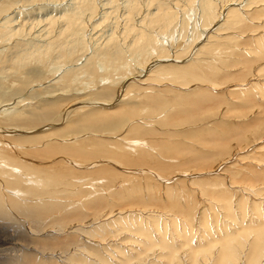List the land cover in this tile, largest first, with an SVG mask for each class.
Returning <instances> with one entry per match:
<instances>
[{
  "label": "rangeland",
  "instance_id": "374dc122",
  "mask_svg": "<svg viewBox=\"0 0 264 264\" xmlns=\"http://www.w3.org/2000/svg\"><path fill=\"white\" fill-rule=\"evenodd\" d=\"M78 1L80 0H0V6L7 3L4 13L0 14V29H2V31L0 30L1 140L14 145L28 140V145L32 147L29 146L27 149H31V152L36 153L39 159L48 160L47 163L46 161L38 163L39 165L48 167L52 174H60V171L67 174L66 178L77 184L75 188L79 186L82 188L81 191H77L78 193L73 191L72 195L67 190H56L58 192L53 193L55 201L49 199L53 203L58 202L59 205H66V209L70 208L67 211L70 215H73L72 227L82 230H78V233L73 232L71 234L73 237L66 241H63L61 235L54 236L55 238L52 237L60 243L57 244L61 247L60 250H72V252H75V257L78 255L76 257L78 262L81 260L79 255L83 257L87 253L85 249L89 248L88 252L90 251V253L87 254V261L90 260V264H103L99 256L107 252L108 258L112 259V255H114L112 248L115 246L117 249H121V239L135 235L127 231L129 232L126 234L127 237L125 234V237H122L126 231L120 232V230H117L120 226L119 222L104 227L105 230L99 227L101 224L113 220L116 216H124L129 212L133 214L135 211H138L135 214L138 215L139 213L140 218L142 217L144 220L148 218L146 221H151L152 217H149V213H156V218L163 217L169 223L167 228L169 240L167 238V242L170 246H172L171 243L176 246L175 255L178 257L181 255L180 260L183 264V259L187 258L186 255L189 251L188 245L193 246L205 241V236L209 234L213 236L222 235L221 233L218 234L219 229L216 222L219 228L225 225L223 222H227L225 226L228 230L232 228L230 230L233 232L240 226V221H244L246 224H249L251 219L256 221L253 224L260 222L262 219L264 221V203H262L264 202V93L262 91L264 90L262 89L264 84L261 85L264 83V67L261 66L264 62V51H262L258 42L260 37H263L261 35L264 34V14L258 16L259 18L251 15L250 24L235 31H229L228 34L235 35L236 38L239 37L236 39V43L234 45L220 44L217 51H215L216 53L213 54V58H216L214 62H219L222 59L231 60L235 57L241 59V62L229 66L226 68L227 70H224L225 72L221 70L217 73V77H213V81L220 80L219 82L223 83L220 84L222 88L220 86L216 87L212 83L210 85V82H203L204 84L201 85L204 87L202 86L200 90H197L192 84L185 86L171 79L159 83L157 81L159 75L155 79L148 78L149 69L155 68V66L156 68L160 65H164V67L185 66L192 61L196 49L205 41L204 36L206 33L209 34V30H204L201 39L197 41L198 45L193 49L191 48L186 56L177 59L174 57L177 50L185 47V43H190L191 36L194 34L192 33L194 32L192 29L195 13L193 8L184 12L181 8H175L178 11V19L183 18L184 15L189 18L187 20L190 25H187L185 29L186 35L183 32H177L178 29H174L175 31L162 34L159 38L160 46L166 47L169 54L163 57L157 56L154 58L155 60L137 68L134 67L136 63L133 60L130 63L132 67H129L127 72L126 70L119 71L124 72L123 74L115 72L108 73V75L107 72L104 73L105 67L103 68V66L105 65L96 62L94 70L95 73L98 71L96 73L98 76L92 78L85 65L87 64V58L93 54L102 40L111 34L115 26L119 25L120 27L124 22L123 19L126 15L124 12L128 0H115V11H113V3L110 4V0H93L96 5L94 17L83 16V19L88 22V28L83 30V37L80 36L81 39L79 40V43L84 44L83 52L79 50L82 44L79 47L75 46V49L72 50L73 52L76 51L75 53L78 55L73 56L72 54L73 57L68 59L63 56L62 49L58 50L60 47H56L51 53L49 52L48 57L37 60L36 53L47 48V33L43 28L47 19L52 16H60L66 11L69 13L74 12L79 6ZM244 2L246 0L239 1L241 5L236 2L228 3L224 12L232 6L242 8ZM111 12L112 14H110ZM105 16L110 17L97 26ZM221 16L215 22L216 25L213 30L223 22V16ZM252 17L254 18L252 19ZM252 22L254 23L252 24ZM18 27H23L25 32L16 35L14 30ZM10 28L15 29L11 30ZM226 33L227 31L218 34L222 37L227 35ZM182 35L184 36L182 37ZM257 36H259V39ZM253 49L257 52L255 53ZM199 56L206 57L203 54ZM20 63H23L21 68L19 67ZM258 66L262 70H258ZM101 68L102 72L100 71ZM210 70L212 69H209V72ZM69 72H73L72 79L74 81L71 79L65 86L62 83L65 81H63V77L67 78ZM259 72L263 75H259ZM101 74L108 78H104ZM253 82L256 84V87H254L256 90L250 89L253 93L246 98L243 93L239 94L238 91L234 93L235 90H231L234 86L237 89L238 85V88L249 87V84ZM127 84H131L130 87L127 88ZM64 86L65 88L68 87L67 90L63 89ZM190 87L192 88L190 89ZM257 89L261 92H257ZM19 98H22L23 101H20ZM120 98L121 101H119ZM99 101H103L104 104ZM119 103L122 105L121 107ZM149 104L156 108L151 107L148 110L147 106ZM74 111L75 113H73ZM2 112L5 113L2 114ZM63 122L66 123L63 125ZM127 123H130V125H126ZM134 125L141 126L140 130L135 129L132 131L131 127ZM44 128L51 129L41 131ZM83 132L97 133L98 138L91 136L88 138H96L100 140L99 142H104L100 144L104 147L103 150L97 151L98 148L97 150L84 151L82 149L84 143L69 144V142L63 140L67 135H77ZM109 137L111 138L109 139ZM34 138H37V140H34ZM46 138L59 139L60 141L57 140L54 143L49 141L48 144L57 142L59 147H62V152L48 153L44 149L46 145L43 146ZM143 139L147 140L150 147L139 150L129 145L136 140ZM84 142L90 141L85 140ZM123 145H125V148ZM64 158H67L71 163L74 162L73 165ZM108 159L110 161L105 163L104 160ZM114 161H118L119 164ZM96 162L105 164L97 169L90 168L86 170V167L84 169L78 167L81 163H87L91 167ZM67 163L70 167H67ZM58 167L59 169H57ZM63 167L67 170L66 172H63ZM56 170L60 171L57 172ZM90 178L98 179V181L95 179L97 185H94V189L87 184ZM258 191L260 196L256 195ZM86 193L91 195L87 196ZM220 193L222 197L224 195V198L220 199ZM226 193H229V195ZM240 197H244L243 199L246 200L242 199L243 204L238 203L241 200ZM225 198H227V202H224ZM41 199H44V197H41ZM260 199H263V201L261 200V202ZM45 200L47 199L45 198L42 202H48ZM251 201L259 203V207L253 206V203L251 205ZM28 202H33V200ZM240 204L243 206H240L242 209L239 208ZM222 205L225 208H232V210L228 209L227 211ZM229 205L231 207H228ZM234 206H237V209ZM215 209H218V212ZM224 210L227 211L228 215ZM258 212H261L262 215ZM255 213L257 214L255 215ZM224 214L226 215L224 217L225 221L222 218ZM234 216L235 219L232 220ZM163 218L159 220L164 222ZM172 218L175 221L177 220V225L172 224ZM183 219L187 221L188 227H191L190 230H193L192 236L194 237L190 242L191 244L188 245L183 243L185 240L183 239L185 236L183 233L187 234L190 230L183 231V225L187 224ZM207 220V226L205 224L206 227H204V222ZM63 222L61 224H65L67 220ZM233 222L236 223L233 224ZM152 223L150 222L146 232H152L153 238L157 239L160 231L156 230ZM235 224L238 227H234ZM8 227L10 226L0 225V236L14 238L13 245H17V248L14 252L11 248L12 242L0 240V255L2 257H0V264H17L21 252L29 247L25 242H20V236L17 237L16 242L14 232L7 229ZM25 228L24 226V230H27ZM90 228L92 231L89 230ZM19 230L23 232V227ZM14 231H16L15 228ZM84 232L87 234L90 232V235L88 236ZM94 232L97 235H94ZM103 236L104 239L100 240L99 237ZM29 240L28 238L25 239L27 243ZM209 240L213 241L211 237ZM49 242L52 243L46 241V244L50 245ZM108 244L112 245L111 248ZM65 245L70 246V248L63 247ZM31 246H33L32 242ZM105 246L106 248H104ZM44 248H51V246H44ZM156 248L153 247L148 251L147 260L149 262L153 260L158 252H162ZM47 250L45 255L49 257L63 255L59 250H56V252L59 251L56 255L54 250ZM79 250L80 252H78ZM109 254H111L110 257ZM37 256L33 255L31 257V255H28L26 264L33 259L35 260ZM54 260H44L43 263L55 264ZM61 260L62 257L60 256L59 263H61ZM77 262L74 264H81Z\"/></svg>",
  "mask_w": 264,
  "mask_h": 264
},
{
  "label": "bare ground",
  "instance_id": "6f19581e",
  "mask_svg": "<svg viewBox=\"0 0 264 264\" xmlns=\"http://www.w3.org/2000/svg\"><path fill=\"white\" fill-rule=\"evenodd\" d=\"M114 1L115 0H110V4L113 3V5H112V8H114L113 11H115V9H116ZM239 1H241V0H128L127 5H126V9L124 12L126 14L124 16V19H123L124 22H122V25H120V27H119V25L115 26L114 29H112L113 31L111 32L110 35H108L107 37L105 36L106 38L102 40V42L98 45L96 50L94 49L95 51L93 52V54L87 58V62H86L87 64L85 65L86 67L85 66L84 67L92 75V78H93L95 76H98L96 74L98 71L95 73V70H94V67L96 68V66H95L97 64L96 62H101L103 65H105V66H103V68L105 67L104 73L107 72V74L108 73H115V72H119V71H124V70H126V72H127L128 68L132 67V65H130V63L133 60H135V63H136V66H134V67L137 68L139 66H145L147 63H149V61L155 60L154 58H156L157 56L163 57V56L169 54L166 47L160 46L159 38H161L162 34H167L170 31H175L174 29H178L177 32H183L184 35H186L185 29H186L187 25L188 26L190 25L188 20H187L189 18H186L184 15L183 18L178 19V13H177L178 11L175 8H177V7L181 8L183 12L193 8V11L195 13L193 15L194 21H193V29H192V31H194V32H192V33H194V34H192V36H191L190 43L189 42L185 43V47H183L181 50H177L174 57L177 59V58H180V57L182 58V57L186 56L191 48L193 49L194 47H196L198 45L197 41L199 39H201L204 30H209V34L206 33L204 36L205 41L202 42L201 45L196 49L195 56L192 58V61H190L185 66L176 65V66H171V67H168V66L164 67V65H160L157 68L155 66V68L149 69L150 74H149L148 78L149 79L150 78L155 79V77H157V75H159V77L157 78V81L159 83L165 82L168 79H171V80H173L175 82H179L185 86H189L192 84V86H195V88L197 90H200L201 87L203 86L201 84H204L206 82H210L209 83L210 85L213 84L216 87H219V86L221 87L220 84H223V83H220L219 82L220 80H214L213 81V77H217V73H219L221 70L224 71L229 66H233V65H236L237 63L241 62V59H239L235 56H234L235 58H232L231 60H223V59L221 60V58H220L221 61H219L220 62V65H219V62H214L216 60V58L215 59L213 58V54L216 53L215 51H217V48H219L220 44L226 43V44H231V45L233 44L234 45V43H236V39H238L239 37L236 38L237 36L228 34L229 31H233V30L235 31L236 29H239L240 27L242 28V26L245 27V25L250 24V22H251L250 16L251 15L252 16L254 15L257 18H259L258 16L264 14V0H246V2H244V4L242 5V8L232 6V7H229L227 10H225V12H224L225 6L228 3L229 4L232 2L239 3ZM78 4H79V6L76 8L77 10L75 9L74 12L70 11L71 13H69L66 11V13L61 14L60 16H56V17L52 16L49 19H47V21L45 22L46 25L44 24L45 27H43L44 25L42 26L44 28L45 32L47 33V40H48L47 41V48L43 46L46 49L36 53V59L37 60L48 57V55H50V53L56 47L57 48L60 47V48H58V50L62 49L63 56H65L68 59L72 58L75 54H77V53H75L76 51L73 52L72 49L73 48L75 49V46L79 47V45L82 44L81 42L79 43V40L83 37L82 36L83 30L85 28H88V22L85 21V19H83V16L91 18L94 15L95 10H96L95 9L96 5L93 2V0H80V1H78ZM6 6H7V3H4L0 6V14H2V12L5 10ZM150 9H152V10H150ZM222 9H223V11H222ZM112 12L110 14H112ZM245 12H247V13H245ZM105 15H106V13H105ZM220 16L223 18V22H221V24H219L215 28V30H213V27L216 25L215 22H217V19ZM47 17H49V16H47ZM109 17L108 16H105L104 18L101 17L103 19L97 26L104 23ZM253 18L254 17H252V19ZM86 20H88V19H86ZM220 20H222V19H220ZM119 22H118V24H119ZM8 23H10V22L8 21ZM253 23L254 22H252V24ZM92 26L94 27V25H92ZM261 27H263V26H261ZM257 28H260V27H257ZM14 29L12 28L11 30H14ZM23 29H24L23 27H20V28L18 27V29L14 30V33L16 35L17 34L19 35L20 33H24L25 30H23ZM0 30L2 31V29H0ZM29 30H30V28H29ZM224 31H227V33H226L227 35L220 37V34H218V33L224 32ZM14 33H12V34H14ZM184 35H182V37ZM10 36H12V35H10ZM80 36H81V38H80ZM261 36H263V37H260V39H259V36H257V37L259 39L258 42H259L260 48H262V51H264V42H263L264 41V34ZM219 41H221V43H219ZM232 47H234V46H232ZM84 48H85L84 44H82L79 50L82 51ZM260 48H258V49H260ZM232 49L234 50V48H232ZM227 51H229V49H227ZM254 52L256 53L257 51L254 50ZM72 54H73V56H72ZM202 54L205 55L206 57L202 58L199 56ZM220 54H218V55H220ZM61 55H59V56L61 57ZM225 55H226V53H225ZM227 55H229V54H227ZM231 55H232V53H231ZM217 61H218V59H217ZM21 64L23 65V63L19 64L20 68L22 66ZM197 64H198V66H196ZM263 65H264V62H263ZM263 65H261V66L264 67ZM13 66H14V64H13ZM259 66H258V68H259L258 70L261 69ZM202 67H204L206 69H204ZM242 68H244V67H242ZM209 69H212V70H210V72H209ZM16 70H18V69H16ZM100 71L102 72V68ZM15 72L17 73V71H15ZM260 72H259V75L262 74ZM28 73H29V71H28ZM119 73H121V72H119ZM123 73L124 72H122L121 74H123ZM73 75H74L73 72H69V76L67 78L63 77V81L64 80L65 81L62 83H64L66 86V83L70 82V80L73 78ZM125 75H123V76H125ZM102 76H104V74ZM123 76H121V77H123ZM228 76H230V75H228ZM104 78H108V77L104 76ZM100 80H102V79L100 78ZM72 81H74V80L72 79ZM109 84H111V82H109ZM263 84L264 83H262L261 85H263ZM130 85H128L127 88L130 87ZM249 85H250L249 87L246 86L243 88H238V86H239L238 85L237 89H235V86H234V88H231V90H233V91L235 90L234 93L236 91H238L237 93H239V94L243 93V95L246 98L253 93L252 90L254 89V87H256V84L254 82L249 84ZM65 86L63 87V89L67 90L66 88H68V87L65 88ZM262 87H264V85ZM18 88H20V87H18ZM191 88L192 87H190V89ZM250 89H252V90L250 91ZM262 89H264V88H262ZM254 90H256V89H254ZM258 90L259 89H257V92H261L260 90L259 91ZM262 91L264 93V90H262ZM21 99L19 98L20 101H23ZM151 99H153V98H151ZM119 101H121V98L119 99ZM100 103L104 104L103 101H101ZM103 104H101V105L104 106ZM119 105H120V107L122 106L120 103H119ZM102 106H101V108H102ZM151 107L156 108L155 106H152L149 104L147 106L148 110H150L149 108H151ZM143 109H145V108H143ZM141 110H142V108H141ZM70 111H71V109H70ZM3 113H5V112H2V114ZM73 113H75V111ZM155 117L157 119H159V117H157V116H155ZM153 118H154V116H153ZM65 123L66 122H63V125ZM120 125H122V124H120ZM126 125H130V123H127ZM140 127L141 126H139V125H134L133 127H131V130L132 131L135 129L140 130ZM48 129H51V128H44L41 131H46ZM124 131H122V132H124ZM1 134H0V225L10 226L7 229H9L11 232H14L13 234L16 237L15 241L17 242V240H18L17 237L20 236L19 237L20 242H25L29 247V248L24 249L23 252H21L20 258L17 256L18 257V260H17L18 263L17 264H26V257L28 255H31V257H33V255H35V256L38 255L35 258V260L33 259L32 261L28 262V264H44L43 263L44 260L49 261V260H54V259L56 260V261L54 260L55 264H57V263H59V257L60 256L62 257V260H61V263H59V264H74L75 262H77L76 257H78V255H76V257H75L74 256L75 252H72V250L71 251H68V250L67 251H65V250L61 251L60 250L61 247L57 246V244H60V243L58 242V240L52 239V237H54V236L58 237L61 235L64 239L63 241H66V240H70L73 237L71 235L73 232H77L78 230L82 231V230L77 228V227H72V221H73L72 216L73 215H70V213L67 211L70 208L66 209L67 208L66 205L65 206H63L64 204L59 205L58 202L53 203V201L49 200V199L54 198L53 193L58 192L56 190H63V191L67 190L68 193L69 194L71 193V195H72L73 191H76V192L81 191L82 188H80V186L78 188H75L77 186V184L73 183L71 180L66 178L67 174L61 173L60 170H59L60 174H52V173H50V170L48 167L39 165L38 163H40V162L44 163L45 161L47 163L48 160L43 159V158L39 159L36 156V153L31 152V149H27L30 146L27 143L28 140L24 141L25 144L19 143V144L14 145L12 143H9L8 141L1 140ZM96 135H97V133H94V132H83V133H80L77 135H67L63 140H66V142H69V144L77 143V142L84 143L82 146V149L84 151L97 150L98 148L99 149L97 151H102L104 147L102 145L100 146V144L104 143V142H102V141L99 142L100 140H98L96 138H88L90 136L91 137H97ZM106 135H108V134H106ZM110 138L111 137H109V139ZM115 139H116V137H115ZM34 140H37V138H34ZM45 140L46 141L43 142V146L46 145V147L44 149H46L48 153H50V152L55 153L56 151H59V152L61 151L62 147H59V144H57V142H55V144H48L49 141H53L52 143H54V141H57L59 139L51 140V139L46 138ZM85 140H89L90 142H84ZM124 140H126V139H124ZM32 143H34V142H32ZM115 145H117V144H115ZM129 145L133 146L135 148H138L139 150H143L146 147H150V145L148 144L146 139L136 140L135 142H132ZM263 145H264V143H263ZM30 147H32V146H30ZM123 147L125 148V145H123ZM25 149H27V150L25 151ZM253 150H257V149H253ZM64 159H66L68 163L70 162V164L73 165L74 162L71 163V161H68L67 158H64ZM58 161H60V160H58ZM101 161H103V160H101ZM104 161H105V163H107L110 160L108 159V160H104ZM114 162L116 164H119L118 161H114ZM68 163H67V167H70L68 165ZM105 163L100 164L99 162H96V164L94 163V165H92L91 167L87 163H85V164L81 163V165H79L78 167H80V168L82 167L83 169H84V167H86L85 168L86 170H88L90 168L91 169H97L98 167H100L101 165H103ZM57 169H59V167ZM59 171H57V172H59ZM64 171L66 172L67 170L64 169V167H63V172ZM95 179L96 178H90V179H88L89 180L88 183L86 182L93 189L95 188L94 185H97L95 182ZM96 181H98V179H96ZM73 185H75V186H73ZM247 187H245V188H247ZM201 190H207V189H201ZM226 192H228V191L226 190ZM255 193L256 192L254 191V194ZM64 195L67 196L66 194H64ZM88 195H91V194L88 193L87 196ZM221 195L222 194L220 193L219 196H221ZM227 195H229V193ZM232 195H233V193H232ZM256 195H259V191H258V194H256ZM58 196H59V194H58ZM41 197H44V199L46 198L47 200H45V201H48V202H42L44 199H41ZM244 197H245V195H244ZM221 198H224V195H223V197L221 196L220 199ZM227 198L229 199L230 197H227ZM227 198H225L224 202H227L226 201ZM243 198H241V200H239L240 202H238V203L243 204V202H241ZM263 199H264V197H263ZM263 199H260V201L261 200L263 201ZM27 200L28 201L33 200V202H28ZM243 200L246 201L245 199H243ZM224 202H222V203L225 205ZM252 203H253V201H251V205H252ZM262 203H264V202H262ZM232 204H230V205H232ZM242 204L239 205V208H240V206L243 207ZM253 204H254L253 206H255L256 208L259 207V203L257 204V202H256ZM219 205H220V203H219ZM230 205L228 207H231ZM225 206L222 205L223 208H225ZM253 206H250V207L253 208ZM235 207L237 209V206H234V208ZM250 207H246V208H250ZM212 209H214V208H212ZM225 209H227V211H228V209L232 210V208H225ZM240 209H242V208H240ZM243 210H245V209H243ZM224 211H226V210H224ZM227 211L225 212L226 214H227ZM240 211H242V210H240ZM252 211L256 212L255 210H252ZM258 211H259V209H258ZM137 212L135 211V213H137ZM135 213L133 212V214H132L129 212L124 216H121L119 214H118L119 216L114 215L116 217H114L113 220H110L109 222L106 221L103 224L100 223L101 225L99 227L100 228L102 227V229H103L104 227L106 228V226H108V225L110 226L112 224H115V222H119L120 226L117 230H120V232L126 231V233H123V235L124 234L126 235L127 233H129L127 231H130V232H132V234L135 235L133 237L130 236L129 238H125V239L124 238L121 239V237H120V239H121V247L120 248L121 249H119V248L117 249L114 246L116 244L115 243L113 245L114 248H112L113 252H114V255H112V259H109L107 252H105L101 256H99L100 254L98 255L101 262L103 264H144V263L145 264H182V262L180 260L181 255H179V257L175 255V253L177 251L176 246L173 243H171L172 246H170V244H168V242H167V238L169 240V236L167 234V228L169 226V223H167L162 216L161 217L163 218L164 222H161L160 220H162V218H156V213L155 214L149 213V217H152L151 221H146L148 218H145L146 220H144L142 217L141 218L139 217L140 216L139 213H138V215H136ZM251 213H253V212H251ZM258 213L261 214V212H258ZM124 214H125V212H124ZM164 214H166V212H164ZM215 214H216V212H215ZM238 214H239V211H238ZM246 214H248V213H246ZM256 214L257 213H255V215ZM263 214H264V212H263ZM234 215H235V213H234ZM258 215H257V217L259 219ZM210 216H212V215H210ZM225 216L226 215L224 214V216L222 218H224ZM243 216H245V215H243ZM243 216H241V218H243ZM31 217H34V218L30 219ZM206 217H207V215H206ZM239 217H240V215H239ZM211 218H214V217H211ZM110 219H112V218H110ZM204 219H205V217H204ZM233 219H235V216H234V218H232V220ZM65 220H67V222H65ZM107 220H108V218H107ZM253 220L254 219H251V221H249V224L244 223V221H240L239 227L236 224L234 225V227L237 226L238 228H237V230H235L233 232H231V230H230L232 228L228 227L230 230L229 231L227 229V227L225 226L227 222H223L225 225H223V227L220 226V228H219L218 223L216 222L217 220H216L215 222L217 224V228L220 231L219 232L217 229L218 234L221 233L223 236L222 235H216V236L214 235L213 236L210 234L208 236L204 235L205 241L199 242L198 244L193 245V246L188 245V244H191L190 242L194 237V236H192L193 230L192 231L190 230L191 227L190 226L188 227L187 221L184 220L187 224H184L183 227L181 226L183 228V231L187 230V229L190 231L187 234L183 233L185 235L183 238V239H185L183 243L188 245V249H189L188 254L186 255L187 258L185 260L183 259V264H243V263L244 264H264V221H262L263 220L262 219L261 220L262 222L260 221L256 224H253L254 222H256ZM7 221H10V222L8 223ZM62 221H64L65 224H61ZM176 221L174 218H172V224L177 225ZM220 221H221V219H220ZM224 221H225V218H224ZM150 222H153L152 224H153L154 228L156 230L160 231L159 232L160 235L158 236L157 239L153 238L154 235H151L152 232L151 233L146 232V230H148V225H150ZM206 222H208V220L204 222V227L207 226ZM228 223L230 224V221ZM234 223H236V222H233V224ZM205 224H206V226H205ZM229 224H228V226H229ZM18 225H20V226H18ZM24 226L27 228L28 231L24 230ZM117 226H116V228H117ZM22 227H23V230H22L23 232H21L19 230ZM161 227H162V229H161ZM14 228L16 229V231H14ZM105 228L103 230H105ZM92 229H94V228H92ZM95 229H97V228H95ZM89 230H91V228ZM89 230H86V231H89ZM208 230H209V228H208ZM89 233L88 234L85 233V234L89 236L90 235ZM205 233H207V232H205ZM95 234L97 235L96 232H94V235ZM154 234L156 235V233H154ZM157 234H158V231H157ZM125 235L122 237H125ZM129 235H131V234H129ZM126 237H127V235H126ZM210 237L213 241L209 240ZM26 238L30 239L28 241V243H27V241H25ZM99 238H100V240H103L104 236L99 237ZM2 239L7 241V242H12L11 248L15 252V248H17V245H13L14 238H11V237L6 238L4 235H2V236H0V240H2ZM208 240H209V242H208ZM46 241H51L52 243L49 242L50 245H48V244H46ZM31 242L33 243V246H31ZM207 242H208V244H207ZM75 244H76V242H75ZM118 244H120V243H118ZM44 246H51V248H44ZM66 246L68 249L70 248V246L68 247V245H65L63 247L66 248ZM110 246H112V245H109V248H111ZM153 247H157L156 249H159V251H162V252H158L153 257V260H151L149 262V260H147L148 251L150 249H152ZM104 248H106V246ZM47 249H50V250H47ZM88 249L87 248L85 249L87 253H85V255H83V257L79 255V258L81 260L78 261L77 263L90 264L91 261L89 259H88L89 262L87 261V254L89 255V253H90V251L88 252ZM46 250L47 251L54 250L55 255H56V253H58L60 251L61 253H63V255H59L58 257H55L53 255L54 257L53 256L49 257V256L45 255V253L47 254ZM56 250H59V251L56 252ZM154 251H155V249H154ZM78 252H80V250ZM77 254H79V253H77ZM91 254H94V253H91ZM110 256H111V254H109V257ZM0 257H1V255H0Z\"/></svg>",
  "mask_w": 264,
  "mask_h": 264
}]
</instances>
